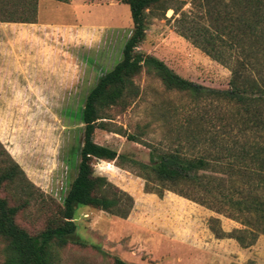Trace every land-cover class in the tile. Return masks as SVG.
<instances>
[{"label":"rangeland","instance_id":"rangeland-1","mask_svg":"<svg viewBox=\"0 0 264 264\" xmlns=\"http://www.w3.org/2000/svg\"><path fill=\"white\" fill-rule=\"evenodd\" d=\"M39 19L32 24L0 25V148L29 183L23 192L0 188V197L16 209V225L35 234L56 216L75 175L82 133L74 116L97 77L120 59L131 29L121 0H37ZM193 0H163L145 15L143 39L135 51L162 61L178 76L208 88L225 89L229 71L178 35L181 14L202 20ZM163 7L168 9L161 16ZM239 54L240 50H230ZM257 69L259 67L257 66ZM135 97L101 114L106 129H95L92 141L147 163L172 137L170 123L198 114L211 132L223 133L227 107L193 105L183 94L167 91L142 68L133 78ZM168 116V127L162 122ZM126 135L135 137L126 140ZM2 154L0 159H5ZM94 175L128 193L133 206L126 218L76 206L74 235L83 245L54 248L55 264H264V236L240 248L231 239H214L210 217L229 232L239 225L191 201L164 192L145 193L143 181L116 167L114 161L92 160ZM191 185L225 198V177L190 172ZM2 243L0 242V264Z\"/></svg>","mask_w":264,"mask_h":264},{"label":"trees","instance_id":"trees-1","mask_svg":"<svg viewBox=\"0 0 264 264\" xmlns=\"http://www.w3.org/2000/svg\"><path fill=\"white\" fill-rule=\"evenodd\" d=\"M67 3L68 0H51ZM163 0H121L128 9L131 29L120 59L101 73L86 93L74 116L81 124L75 175L61 199L52 221L35 234L16 225V209L0 197L1 264H55L54 248L68 243L82 246L74 235L76 206L90 207L124 219L133 206L132 197L94 175L92 160L114 161L116 167L143 181L145 193L161 197L170 192L236 222L229 232L210 217L206 227L214 239H231L238 247L251 246L264 236V0H193L202 20L181 14L176 20L178 35L210 60L229 71L225 89L204 87L186 80L157 58L135 51L143 39L145 15ZM37 0H0V23L35 22ZM167 7H163L161 16ZM240 50L233 54L230 50ZM257 66L259 69H257ZM153 73L163 88L185 95L193 105L205 102L227 107L223 133L211 132L198 114L170 123L167 148L147 163L92 141L95 129L108 130L101 119L104 110L135 97L132 78L142 69ZM168 116L162 122L168 127ZM109 131V130H108ZM126 140L135 137L126 135ZM0 188L11 186L23 192L29 183L18 166L0 148ZM208 171L225 177V198L191 185L190 172ZM264 262V247L260 251ZM114 264H124L117 259Z\"/></svg>","mask_w":264,"mask_h":264},{"label":"crops","instance_id":"crops-1","mask_svg":"<svg viewBox=\"0 0 264 264\" xmlns=\"http://www.w3.org/2000/svg\"><path fill=\"white\" fill-rule=\"evenodd\" d=\"M51 1V0H50ZM57 3H59V2H57ZM61 4H65V3H61ZM39 6H40V3H39V1H38V4H37V16H38V19H39ZM1 24H6V23H0V25Z\"/></svg>","mask_w":264,"mask_h":264}]
</instances>
